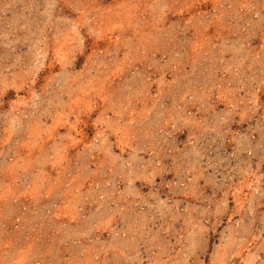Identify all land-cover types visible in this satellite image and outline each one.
<instances>
[{"label": "rangeland", "instance_id": "obj_1", "mask_svg": "<svg viewBox=\"0 0 264 264\" xmlns=\"http://www.w3.org/2000/svg\"><path fill=\"white\" fill-rule=\"evenodd\" d=\"M0 264H264V0H0Z\"/></svg>", "mask_w": 264, "mask_h": 264}]
</instances>
